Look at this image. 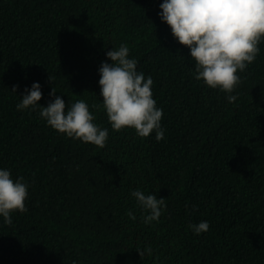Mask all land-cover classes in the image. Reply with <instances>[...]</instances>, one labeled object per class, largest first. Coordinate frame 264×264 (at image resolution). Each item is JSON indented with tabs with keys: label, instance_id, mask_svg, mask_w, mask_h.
<instances>
[{
	"label": "trees",
	"instance_id": "16d2710c",
	"mask_svg": "<svg viewBox=\"0 0 264 264\" xmlns=\"http://www.w3.org/2000/svg\"><path fill=\"white\" fill-rule=\"evenodd\" d=\"M161 2L0 0V167L29 185L27 211L0 217V264H264V42L229 103L195 79ZM122 42L153 79L159 141L112 130L102 107L98 68ZM34 81L43 106L52 88L66 107L84 99L109 129L105 146L17 110ZM136 188L165 197L158 221L143 222ZM202 220L207 231L188 228Z\"/></svg>",
	"mask_w": 264,
	"mask_h": 264
},
{
	"label": "clouds",
	"instance_id": "9594fccd",
	"mask_svg": "<svg viewBox=\"0 0 264 264\" xmlns=\"http://www.w3.org/2000/svg\"><path fill=\"white\" fill-rule=\"evenodd\" d=\"M159 8L161 21L170 27L178 43L188 48L190 59L195 62V79L225 92L227 101L234 102L236 95L231 93L241 80L239 73L255 61L259 45L264 42V0H162ZM129 53L123 42L106 51L108 59L98 68L102 107L112 130L133 128L140 137L154 132L159 141L165 129L161 126L163 109L153 97V79L137 69L138 61ZM17 87L13 85L12 91ZM41 88L38 81L26 86L16 109H39L46 124L67 137L105 146L109 129L94 122V114L84 99L66 107L65 100L52 88L49 95L54 99L43 106L38 103ZM28 188L23 176L13 178L10 169L0 167V217L4 223H12L11 212L27 211ZM130 195L139 205L145 224L158 221L167 208L165 197L157 198L152 191L136 188ZM126 215L136 219L131 209ZM188 228L199 234L209 229V222L190 223ZM137 250L141 257L152 255L153 251L150 245Z\"/></svg>",
	"mask_w": 264,
	"mask_h": 264
}]
</instances>
